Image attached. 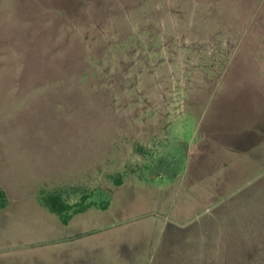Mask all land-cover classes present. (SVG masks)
Instances as JSON below:
<instances>
[{
    "label": "rangeland",
    "instance_id": "obj_1",
    "mask_svg": "<svg viewBox=\"0 0 264 264\" xmlns=\"http://www.w3.org/2000/svg\"><path fill=\"white\" fill-rule=\"evenodd\" d=\"M252 64L264 68V0H0V178L39 186L42 203L101 204L126 179L105 220L116 237L124 219L128 264L159 259L163 222L218 211L224 229L253 224L264 150L206 131L252 119L238 85L220 114L211 103L234 65L247 78Z\"/></svg>",
    "mask_w": 264,
    "mask_h": 264
},
{
    "label": "crops",
    "instance_id": "obj_2",
    "mask_svg": "<svg viewBox=\"0 0 264 264\" xmlns=\"http://www.w3.org/2000/svg\"><path fill=\"white\" fill-rule=\"evenodd\" d=\"M234 66L232 77L222 80V87L218 82L211 103H215L216 113L220 114L223 102L238 85L239 90L243 89L241 99L254 103L252 119L243 122L237 129L216 119L206 129L207 139H218L221 146L234 150L240 144L235 150L237 152L252 154L258 149L261 153L259 160H263L264 74L261 72L264 68L260 64H252L253 74L250 73L247 78H236L234 76L244 74L239 72L240 65ZM258 70L260 73H257ZM241 99L238 104L243 102ZM125 182L126 179L116 186L110 184L103 188L111 196L105 202L106 207L102 206L105 203L93 201L95 205L74 214L68 223H64L57 213L41 202L39 186L19 190L0 178V189L8 197L7 205L0 209V264H119L123 261L128 264L130 253L126 243L128 236L122 225L124 219H116L120 225V228H115L120 231L116 237L113 235L118 232L114 228L110 230V220H105L110 214L113 192ZM259 193L264 195V192ZM257 205L258 209L264 210V197ZM254 218L257 221L253 224H238L241 228L233 223L230 226L224 224L225 229L218 211L210 212L194 224L163 222L168 232L166 241H163L166 243H159V259L156 261L157 256L150 257L149 263L264 264V215L256 212ZM145 226L150 228L152 223Z\"/></svg>",
    "mask_w": 264,
    "mask_h": 264
},
{
    "label": "trees",
    "instance_id": "obj_3",
    "mask_svg": "<svg viewBox=\"0 0 264 264\" xmlns=\"http://www.w3.org/2000/svg\"><path fill=\"white\" fill-rule=\"evenodd\" d=\"M121 182V179L117 181ZM89 196L83 195L80 201L75 203H69L63 197V194L60 192H53L48 194H42L41 199L43 203L48 206L53 212L57 213L64 223H68L70 218L79 212L85 211L92 205L96 203L93 201H88ZM8 203V197L4 190L0 189V209L4 208ZM106 204H103V207H106Z\"/></svg>",
    "mask_w": 264,
    "mask_h": 264
}]
</instances>
